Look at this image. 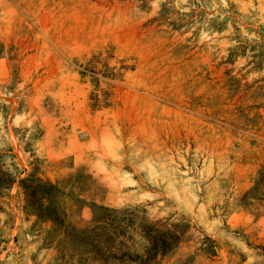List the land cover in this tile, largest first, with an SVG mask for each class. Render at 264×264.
Instances as JSON below:
<instances>
[{
    "label": "rangeland",
    "instance_id": "obj_1",
    "mask_svg": "<svg viewBox=\"0 0 264 264\" xmlns=\"http://www.w3.org/2000/svg\"><path fill=\"white\" fill-rule=\"evenodd\" d=\"M0 264H264V0H0Z\"/></svg>",
    "mask_w": 264,
    "mask_h": 264
}]
</instances>
